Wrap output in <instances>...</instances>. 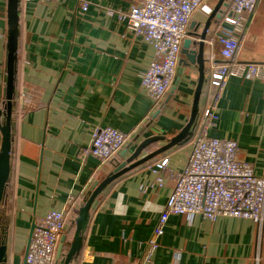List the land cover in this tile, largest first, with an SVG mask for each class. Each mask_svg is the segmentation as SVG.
Returning a JSON list of instances; mask_svg holds the SVG:
<instances>
[{"label": "crops", "instance_id": "1", "mask_svg": "<svg viewBox=\"0 0 264 264\" xmlns=\"http://www.w3.org/2000/svg\"><path fill=\"white\" fill-rule=\"evenodd\" d=\"M218 1L206 0L193 14L189 34L202 32ZM7 4L0 0V108L6 98ZM135 4L20 1L10 176L0 208V244L7 246V264H25L33 225L53 210L66 217V253L77 211L95 182L130 158L142 142L164 138L139 158L164 146L190 120L199 74L182 63V51L163 100L154 102L142 87L155 48L119 16ZM227 12L223 8V15ZM222 25V20L211 25L205 57L220 58ZM239 42L237 61L264 62V0L247 16ZM212 102L217 118L207 136L236 141L238 160L264 177L263 83L231 76L217 94L206 81L199 116ZM97 128L126 135L122 149L107 162L88 152ZM192 138L106 187L91 211L82 249L70 264H264V222L244 218L171 215L159 246L147 249L174 189L173 175L186 167ZM1 139L0 132V144ZM164 159L166 172L159 168Z\"/></svg>", "mask_w": 264, "mask_h": 264}, {"label": "built area", "instance_id": "2", "mask_svg": "<svg viewBox=\"0 0 264 264\" xmlns=\"http://www.w3.org/2000/svg\"><path fill=\"white\" fill-rule=\"evenodd\" d=\"M34 1V0H26ZM57 1V0H46ZM206 0H136L129 12L119 14L128 28L155 48V58L142 75V87L154 102H160L171 89L193 14ZM260 0H231L222 15L224 25L218 38L219 59L206 58V81L217 94L231 76L259 80L264 89V62H239V36L247 16L252 15ZM87 9V4L83 5ZM217 118L214 103L199 116L191 140L185 169L173 175L175 186L163 209L153 234L147 242L149 251L159 246V239L171 215L199 214L206 219L232 217L264 222V177L253 167L238 160L234 140L209 138L207 130ZM126 142V135L113 128H97L92 136L89 154L107 162ZM168 160L159 163L166 172ZM161 182V178L159 179ZM66 234L63 212L50 211L34 224L28 243L25 264H56L61 237Z\"/></svg>", "mask_w": 264, "mask_h": 264}, {"label": "water", "instance_id": "3", "mask_svg": "<svg viewBox=\"0 0 264 264\" xmlns=\"http://www.w3.org/2000/svg\"><path fill=\"white\" fill-rule=\"evenodd\" d=\"M20 1L21 0H8L7 4L8 37L6 98L2 108H0V132L2 138L0 144V208L4 200L5 190L10 176V161L12 151V115L15 100L16 65L18 59L17 49L19 36ZM228 1L229 0H219L208 16L202 32L197 33L194 31L190 34L187 32V36L190 37H186L182 45L181 51L186 58V60L182 63L185 66L196 67L199 74L198 85L189 122L177 136L171 138L164 146L158 148L143 158H139L140 154L145 148H147V146L155 141L163 140L164 138L153 137L142 142L138 145L130 158L119 164L113 170V172L102 181L95 182L85 202L77 211V216L74 220V234L70 243V247L66 253L64 252V248L67 235L64 234L60 239L56 254V264H70L79 255L83 246L84 235L89 226L91 211L95 207L98 197L108 185L135 167L149 161L150 159L168 151L175 146L185 143L193 136V128L195 127L199 118L200 97L206 82L205 43L211 25L218 22L222 18L223 8L228 6ZM191 37H196V40H193ZM33 229L34 225L31 230V235ZM0 264H7V246L4 243L0 244Z\"/></svg>", "mask_w": 264, "mask_h": 264}]
</instances>
